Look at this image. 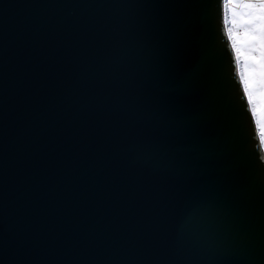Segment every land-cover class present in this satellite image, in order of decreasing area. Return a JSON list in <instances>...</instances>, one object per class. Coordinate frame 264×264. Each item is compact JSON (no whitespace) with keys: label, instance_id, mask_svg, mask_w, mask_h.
<instances>
[{"label":"water","instance_id":"1","mask_svg":"<svg viewBox=\"0 0 264 264\" xmlns=\"http://www.w3.org/2000/svg\"><path fill=\"white\" fill-rule=\"evenodd\" d=\"M217 0H0V264L264 261V185L242 191L178 51L202 29L236 155L264 176ZM194 196L212 225L183 236ZM225 207L239 209L224 214Z\"/></svg>","mask_w":264,"mask_h":264},{"label":"snow or ice","instance_id":"2","mask_svg":"<svg viewBox=\"0 0 264 264\" xmlns=\"http://www.w3.org/2000/svg\"><path fill=\"white\" fill-rule=\"evenodd\" d=\"M216 12L220 34L230 54V67L259 142L260 134L264 133V0H217ZM178 57L187 77L182 88L192 81L200 84L196 98L202 108L193 114V120L203 119L211 110L214 133L226 137L234 153L233 167L243 178L242 191L264 185V176L257 175L236 155L219 84L214 71L206 64L202 29L185 36ZM215 209V201L194 196L177 220V234L183 236L195 225L210 227ZM238 211L233 207L223 209L224 214ZM231 264H264V261L251 255H241Z\"/></svg>","mask_w":264,"mask_h":264},{"label":"rangeland","instance_id":"3","mask_svg":"<svg viewBox=\"0 0 264 264\" xmlns=\"http://www.w3.org/2000/svg\"><path fill=\"white\" fill-rule=\"evenodd\" d=\"M260 136H261L262 144H263V147H264V133H261Z\"/></svg>","mask_w":264,"mask_h":264}]
</instances>
